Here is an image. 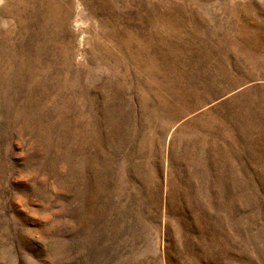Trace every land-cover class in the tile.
Here are the masks:
<instances>
[{"label": "rangeland", "instance_id": "1", "mask_svg": "<svg viewBox=\"0 0 264 264\" xmlns=\"http://www.w3.org/2000/svg\"><path fill=\"white\" fill-rule=\"evenodd\" d=\"M0 264H264V0H0Z\"/></svg>", "mask_w": 264, "mask_h": 264}, {"label": "bare ground", "instance_id": "2", "mask_svg": "<svg viewBox=\"0 0 264 264\" xmlns=\"http://www.w3.org/2000/svg\"><path fill=\"white\" fill-rule=\"evenodd\" d=\"M102 1V0H101ZM108 1V0H107ZM110 2V1H109ZM154 16V15H153ZM156 16V15H155ZM154 18V17H153ZM156 18V17H155ZM155 28V27H154ZM33 33V32H32ZM130 34V33H129ZM44 36V35H43ZM38 41V40H37ZM138 57V56H137ZM150 63V62H149ZM150 65V64H149ZM199 162V161H198Z\"/></svg>", "mask_w": 264, "mask_h": 264}]
</instances>
